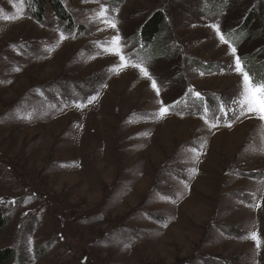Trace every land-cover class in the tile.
I'll return each mask as SVG.
<instances>
[{
	"label": "rangeland",
	"instance_id": "1",
	"mask_svg": "<svg viewBox=\"0 0 264 264\" xmlns=\"http://www.w3.org/2000/svg\"><path fill=\"white\" fill-rule=\"evenodd\" d=\"M32 1L0 0V251L15 250L14 264H264V120L235 102L236 56L264 83V63L251 72L264 0H222L216 13L219 0H61L78 32L50 6L33 16ZM257 4L263 24L240 47L223 43L212 25L236 33ZM158 10L174 34L162 36L167 60L131 39ZM117 33L125 63L151 79L105 51ZM197 92L236 126L195 117L180 99Z\"/></svg>",
	"mask_w": 264,
	"mask_h": 264
},
{
	"label": "trees",
	"instance_id": "2",
	"mask_svg": "<svg viewBox=\"0 0 264 264\" xmlns=\"http://www.w3.org/2000/svg\"><path fill=\"white\" fill-rule=\"evenodd\" d=\"M120 1L121 0H114V3L119 4ZM219 1V5H209L207 6V10L210 11V9L214 7L213 9H215L214 12L216 13L220 12L222 7L230 6L226 3L223 4L222 0ZM211 2L217 4L218 0H211ZM47 6H50L51 10L56 12L58 20L63 23L69 30L75 29L76 22L74 21L68 8L65 7L61 0H34L30 8L32 15L38 19H42L43 11H45ZM260 11V6L257 4L253 7L250 14L241 23V27L238 28V32L234 33V31H231V33L228 34L237 46L240 47V45L246 43V41L251 37V31L257 22H261V24H263ZM168 28L169 24L167 22L165 12L158 10L146 19V21L140 27V30H138V32L135 33V36H133L131 39H135V41L143 43L147 48H149L150 53L155 55L156 57L167 60L170 59L174 53V45L172 43L170 44V41L166 39V36L174 37V34L172 35L171 31L169 32ZM166 30L168 31L166 32ZM164 32H166V36L164 35L163 38L162 36ZM262 33V28L258 29L255 33L256 39L260 35H262ZM238 34L240 36H238L237 38L236 36ZM142 54H145V52H142ZM262 63H264V59L262 61H257V59L254 62L252 61L251 72L259 75V66ZM204 67V72H212L213 70H216L215 72L218 71V66L216 65L213 66L212 64H207ZM5 223L6 219L3 216V213L0 211V236L2 234L3 228L5 227ZM16 260H18L19 262L23 261L22 257L17 258V253L15 250L5 249L0 251V264H14Z\"/></svg>",
	"mask_w": 264,
	"mask_h": 264
},
{
	"label": "snow or ice",
	"instance_id": "3",
	"mask_svg": "<svg viewBox=\"0 0 264 264\" xmlns=\"http://www.w3.org/2000/svg\"><path fill=\"white\" fill-rule=\"evenodd\" d=\"M23 2H24V0H21V3H23ZM107 11H108L107 9H105L101 6L100 11L97 12V16L100 18H104V17H106ZM115 11L118 12L119 9H115ZM105 23L108 24L109 27H111L112 29L117 28V22L115 21V19H112V20L105 19ZM212 27L217 32V35H219L220 40L223 43H228V41L225 39L224 35L221 34L219 27L217 25H212ZM60 39L61 40L65 39L63 34H61ZM111 44L114 45V47L113 48H105L106 52L110 51L114 55L120 56V60L124 66H128V64H130V66L133 68L139 67L140 72L143 73L149 79H151L147 70L143 66L138 65L136 63H132L131 61H128L127 63H125V57L123 55H121V51H120V47H119L120 37H119L118 33L116 35L112 36ZM231 50H232V54L235 56L236 55V49L233 47ZM235 70L237 72L241 73V75L243 76V92L240 94L241 98L238 101H235L236 103H238L241 114L254 113V114L258 115L260 120H264V83H253L249 74L244 71V69L242 67V63H241V58L239 56H236V58H235ZM17 71H19V69H17ZM152 86H153V88L157 87L156 81H154V80L152 81ZM157 94H159L158 89H157ZM196 95L198 97L200 96V94L198 92L196 93ZM95 99H96V97H93L92 99H90L89 104H91ZM77 107H81V106L77 105ZM205 111L207 112V108L205 109ZM220 111L222 113H224V115H227L223 105L220 106ZM167 113H168V108L162 107L159 115L162 118ZM238 118L239 117H237V119ZM204 119H205V123H207L209 125L210 129L218 127V123H216V122L209 123V121L206 118H204ZM217 120H218V118H217ZM225 126L231 127L232 125L229 123ZM197 159H198V156H197ZM195 171L196 170L193 169L194 173H195ZM185 187H187V186L185 185ZM2 202L3 201H0V203H2ZM12 203H14V201ZM166 226L167 225H165V227ZM251 239H253L254 241L257 242V245H256L257 247H260V241H259L258 235L255 232L252 233Z\"/></svg>",
	"mask_w": 264,
	"mask_h": 264
}]
</instances>
